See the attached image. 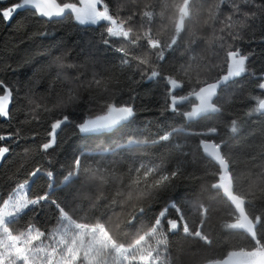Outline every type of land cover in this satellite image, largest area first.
Returning a JSON list of instances; mask_svg holds the SVG:
<instances>
[{
	"label": "snow or ice",
	"instance_id": "obj_1",
	"mask_svg": "<svg viewBox=\"0 0 264 264\" xmlns=\"http://www.w3.org/2000/svg\"><path fill=\"white\" fill-rule=\"evenodd\" d=\"M129 2L131 7L122 15L120 0H116L113 7L108 0H11L8 6L0 7V18L8 22L20 10L31 9L35 16L49 21L71 18L80 25L100 26L99 42L121 54L117 65L121 72L117 74L126 75L123 70H132L133 76L127 79L135 84L164 79L170 101L167 110L188 121L207 119L208 114L221 113L219 101L222 95L235 84V78L246 73L259 81L255 88L264 91V63L257 74V70L250 69L248 65L252 53H242L239 47L245 39V30L251 33L247 43L257 42V30L261 32L259 42L264 43V4L251 13L243 12L237 0H219V3L212 4L205 24L209 25L211 21L223 25L219 29L212 27L213 33L219 31L223 34L214 35L209 40L210 44L218 42L220 51H226L223 63H198V58H192L179 68L172 66L165 74L166 53L173 54L181 46L187 51L196 43L195 31H192L186 45L184 34L189 32L200 14L202 0ZM243 2L252 3V0ZM224 4L230 5L228 15L223 13ZM140 5L143 11L139 10ZM236 13H240L243 19L234 20ZM249 20L251 23L247 22ZM114 37L120 38L119 46H115L116 42L111 39ZM95 46L96 39L93 38L88 42L89 52ZM102 51L97 49L95 55L99 56ZM53 63L59 69L56 82L62 85L55 99L35 98L31 88L20 98L23 100L21 110L26 108L34 121L41 119V113H57L60 117L51 123L47 142L39 146L43 152L47 153L57 145V130L62 125L74 124L82 139L103 136L107 142L135 122L137 109L131 96L127 101H118L115 95L106 98L102 94L90 95L88 117L80 123L73 121V109L80 102L79 90H99L109 81L101 73L89 71L88 65L95 68L97 63L92 60H86L84 64L64 63L57 57ZM68 69L76 70L77 74L66 77L64 72ZM136 75L139 80L135 79ZM185 86L191 88L186 96L174 94ZM0 88L3 89L0 117L8 119L14 89L2 79ZM15 91L18 94L19 90ZM191 97L198 103L193 104L189 111H181L179 105ZM245 99L254 100L255 105L243 116L231 119L227 127L233 134L238 133L244 119L254 113H264V98L249 96ZM66 110H69L68 114H64ZM218 130L219 126H212L187 135L202 137L199 146L217 165L216 170L210 173L215 182L208 187L216 193V198L226 202L227 207L223 211L214 206V199L205 201L198 195L193 202L175 195L180 184L189 178L186 168L192 161L172 164L165 163L163 155H137L170 141L184 129L172 127L156 139L121 136L107 147L98 144L95 151L78 149V154L70 162L59 166V173L36 167L23 182L17 181L15 187L7 191V198L0 195V264H172L170 258L166 261L164 257L176 237L194 250L192 264H264V210L259 214L255 211L257 203H264V180L257 182L251 176L245 177L243 183L249 188L241 190L240 173L228 152L227 141L223 138L219 142L208 139ZM20 135L19 129L0 134V142L18 141ZM175 147L182 155H188L183 153L181 145ZM122 151L130 155L131 162L118 155ZM10 152V145L0 146V161ZM97 155L99 160L95 159ZM108 155L114 159L106 160ZM53 163L50 160V164ZM60 173H63L62 179L57 181ZM259 175L264 176V171ZM40 176L45 178L43 191L34 192L32 184ZM12 179L9 177L10 182ZM78 181L92 186L94 191L93 195L82 199L81 205L73 206L78 196L74 195L76 190L72 186ZM65 188L69 191L58 194ZM154 205H163L162 210L149 216ZM49 212L52 214L46 216L44 224L38 227L37 217ZM49 221L51 227L48 226ZM214 222L223 229L246 236V242L233 245L236 250L228 252L225 259H216L201 251L215 245L216 238L212 234Z\"/></svg>",
	"mask_w": 264,
	"mask_h": 264
},
{
	"label": "trees",
	"instance_id": "obj_2",
	"mask_svg": "<svg viewBox=\"0 0 264 264\" xmlns=\"http://www.w3.org/2000/svg\"><path fill=\"white\" fill-rule=\"evenodd\" d=\"M11 0H0V7H6ZM58 2H75V0H58ZM110 7L115 6L116 0H108ZM243 12H255L264 0H252V3H244L243 0H237ZM219 0H202V8L200 14L195 18L190 26L189 32L184 34V43H188L192 31L196 32V43L186 51L184 46L178 48L173 54L166 53L167 62L163 64L166 69L165 74L171 70L172 66L177 68L180 65H186L192 58H198L197 62L207 61L210 64H222L226 56V51H220L219 43H209L214 35L219 36L223 33L217 31L213 33L212 27L217 29L223 27L221 24L209 25L205 24L208 19V9ZM119 6L122 15L127 13L131 4L129 0H120ZM136 10V9H133ZM140 11L143 6L140 5ZM159 11V9H156ZM225 15L230 14L231 8L229 4L222 5ZM233 19H243L240 13H236ZM251 23V21H247ZM260 21L258 20L257 23ZM159 24V21H157ZM102 31L100 26L96 25H80L71 18H53L49 21L46 18L35 16L33 10H20L13 18L5 22L0 18V79L14 89L13 100L9 104L10 118L0 117V134L7 132H15L20 130V138L17 140H6L0 142V146L10 145L11 152L0 161V195L7 198L6 193L10 188H14L16 182H23L27 178V174L36 167L42 168L44 171L53 170L59 173V166L65 162H70L74 155L78 154V149L95 151L96 146L101 144L105 147L113 144L121 136L133 135L137 139H156L158 135H163L165 131H170L172 127L182 128L183 132L176 134L170 141L163 142L162 145H156L144 153H138V156H164L165 163L172 164L192 161L188 163L186 173L188 179L183 181L175 195L189 201H195L199 195L203 200H213L214 206L222 211L226 209V202L216 198V193L209 190V185L215 182L214 176L210 173L217 168L215 162L207 157L199 146L202 137L190 136L187 133L199 131L207 127L219 126L218 133L208 137L216 142L221 138L227 141L229 154L235 160L237 171L240 173L241 190H248L249 185L243 183L245 177L251 176L254 180H264V176H260V172L264 171V113H254L242 121V126L238 133H231L227 127L231 119L237 116H243V113L255 105L254 100L245 99L249 96L264 97V91L255 88L259 82L256 78L249 74L235 78V84L230 87L220 99L219 103L222 107L221 113L208 114L207 119L197 118L188 121L183 117L167 110L168 97L166 95L167 86L164 79L156 78L152 81L145 80L143 83L135 84L128 81L127 77L133 76V71L125 69L124 74H117L121 70L117 67L121 57L120 53L114 51V48H107L99 42V35ZM47 33V34H42ZM245 39L240 42L239 47L242 53H252L248 62L250 69L258 70L264 63V43H260L261 32L256 31V41L247 43L251 37V33L247 30L243 32ZM96 39V46L89 52L88 42ZM116 42L115 46H119L120 38H111ZM231 42V41H229ZM97 49H103L99 56L95 55ZM218 53V55H217ZM137 55L139 53H136ZM57 57L62 58L64 63L84 64L86 60L97 62L95 68L88 65L89 71H95L104 75L105 80L109 83L106 87L92 92L84 89L79 90L80 102L74 107V115L71 119L76 123L82 122L89 115V96L104 95L106 98L115 95L118 101H127L132 97V102L137 109V115L134 123L126 128L123 133L117 132L111 140L105 141L104 137L99 138L92 136L89 139H82L75 125H62L57 130V145L53 149H49L47 153L40 149V145L47 142V133L51 131V123L55 119L60 118L57 113H41V119L34 121L28 116V110H21L26 91L31 88L35 98L55 99V94L61 91V83L57 81V73L59 69L53 63ZM76 70L68 69L64 72L66 77L75 76ZM216 75L215 72L212 73ZM91 79V76L87 77ZM139 80L138 75L135 76ZM19 90L18 94L15 91ZM191 90L185 86L178 89L174 94L178 96H186ZM3 89L0 88V95ZM196 101L194 97L189 98L179 108L186 111ZM66 110L64 114H68ZM163 112V115L161 113ZM181 145L183 153L175 147ZM126 162H131L130 155L125 152L118 154ZM95 159L99 160L97 155ZM106 160H112L114 157L108 155ZM50 160L53 164H50ZM157 163L160 161L157 160ZM63 173L57 177V181L62 179ZM12 177V181H9ZM45 178L40 176L32 184L34 192H42ZM74 195L78 196L73 206L81 205L82 199L93 195L92 186L85 184L83 181L76 182L73 186ZM69 189L65 188L63 195ZM172 195V194H170ZM86 206V205H85ZM163 205L153 206V211L149 212V216H154L158 211L162 210ZM264 210V203H257L255 211L259 214ZM117 212L120 209L116 210ZM52 213L42 214L37 217L39 227L44 224L46 216ZM26 220V218H25ZM24 220L21 221L23 223ZM51 227V222L48 224ZM212 234L215 236V245L211 249H201V251L219 258L230 251L236 250L233 245L243 244L246 242V236L234 230L223 229L218 223L214 222ZM173 239L170 237V240ZM192 251L188 243L183 239L176 237L175 243L170 244L169 251L164 259L169 258L172 264H192ZM159 264V262H158Z\"/></svg>",
	"mask_w": 264,
	"mask_h": 264
},
{
	"label": "water",
	"instance_id": "obj_3",
	"mask_svg": "<svg viewBox=\"0 0 264 264\" xmlns=\"http://www.w3.org/2000/svg\"><path fill=\"white\" fill-rule=\"evenodd\" d=\"M46 19H48V18H46ZM262 98H264V97H262ZM195 103H198V101H195L193 104H195ZM193 104L190 106V108L188 109V110H186V111H189V110H191V107L193 106ZM208 139H211V138H208ZM201 149H202V151H203V148L201 147ZM204 152V151H203ZM204 154L207 156V157H209L205 152H204ZM210 159H211V157H209ZM227 257V254H225V255H223V256H221V257H219V258H216V259H225Z\"/></svg>",
	"mask_w": 264,
	"mask_h": 264
}]
</instances>
